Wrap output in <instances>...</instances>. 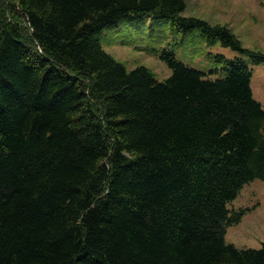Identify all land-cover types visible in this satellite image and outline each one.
I'll return each mask as SVG.
<instances>
[{
  "label": "trees",
  "instance_id": "trees-1",
  "mask_svg": "<svg viewBox=\"0 0 264 264\" xmlns=\"http://www.w3.org/2000/svg\"><path fill=\"white\" fill-rule=\"evenodd\" d=\"M185 8L0 0V264H264V243L225 242L245 213L227 203L264 181L250 69L217 55L224 77L210 80L163 49L171 75L160 82L127 71L98 39L119 22L167 20L183 40L197 32L201 46L264 64L227 26Z\"/></svg>",
  "mask_w": 264,
  "mask_h": 264
},
{
  "label": "rangeland",
  "instance_id": "rangeland-1",
  "mask_svg": "<svg viewBox=\"0 0 264 264\" xmlns=\"http://www.w3.org/2000/svg\"><path fill=\"white\" fill-rule=\"evenodd\" d=\"M185 4L183 17H197L212 25L227 26L244 48L264 53V0H185ZM166 21L153 22L147 18L138 21L140 24L119 22L114 28L104 30L98 39L104 51L127 71L142 66L160 82L171 75L170 69L160 60L163 49L173 52L179 62L203 72L210 80L224 77V65L218 62L217 55H222L225 63L240 58L252 73L253 99L264 110V64L253 63L247 55L234 53L219 44L213 47L199 45L197 30L189 39L183 40L172 33L170 22ZM156 36H163L165 40L152 41ZM170 43L176 45L168 47ZM226 208L230 214L239 210H245V213L238 224L226 228L225 242L237 249L260 248L264 243V181L254 180L245 185Z\"/></svg>",
  "mask_w": 264,
  "mask_h": 264
}]
</instances>
